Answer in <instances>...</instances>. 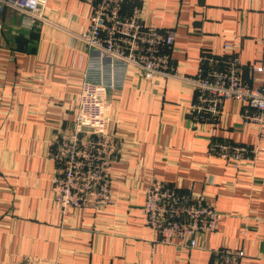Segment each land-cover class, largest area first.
<instances>
[{
  "label": "crops",
  "instance_id": "obj_1",
  "mask_svg": "<svg viewBox=\"0 0 264 264\" xmlns=\"http://www.w3.org/2000/svg\"><path fill=\"white\" fill-rule=\"evenodd\" d=\"M134 5L145 23L174 29L171 57L185 77L205 57L224 59L230 44L243 79L260 84L264 0H126L124 11ZM89 15L85 0H47L38 20L0 8V264L24 255L46 264H212L222 247L241 249L239 264H264V115L227 100L215 122L195 121L188 80L154 84L127 70L109 93L112 201L60 213L52 142L77 108L91 52L74 35ZM212 141L248 152L235 168L210 153ZM150 176L211 200L223 214L216 232L193 248L156 244L142 209Z\"/></svg>",
  "mask_w": 264,
  "mask_h": 264
},
{
  "label": "built area",
  "instance_id": "obj_2",
  "mask_svg": "<svg viewBox=\"0 0 264 264\" xmlns=\"http://www.w3.org/2000/svg\"><path fill=\"white\" fill-rule=\"evenodd\" d=\"M85 1L90 6L88 22L85 29L74 36L91 54L73 120L70 126L56 133L51 151L55 163L52 181L57 190L54 200L64 215L72 209L97 210L112 201L108 172L117 142L109 130V93L121 87L127 70H136L154 84L170 77L188 80L193 86L188 112L195 121L215 122L227 100L244 104L246 112L254 110L256 115L251 118L264 115V57L262 63L253 68L262 73L257 86L243 79V63L230 44L224 46L229 50L224 59L205 57L198 72L193 77H185L171 57L173 28L145 23L139 5L132 6L126 13V0ZM46 2L0 0V8L10 7L31 20H38ZM209 151L235 168L248 152L243 145L219 141L210 142ZM74 192L82 194L75 196ZM143 195L145 223L153 231L156 244L193 248L201 234L216 232L223 217L211 200L184 192L154 176L146 180ZM213 255L212 264H239L243 252L222 247L214 250ZM2 264L46 263L24 255L20 260Z\"/></svg>",
  "mask_w": 264,
  "mask_h": 264
},
{
  "label": "rangeland",
  "instance_id": "obj_3",
  "mask_svg": "<svg viewBox=\"0 0 264 264\" xmlns=\"http://www.w3.org/2000/svg\"><path fill=\"white\" fill-rule=\"evenodd\" d=\"M53 190H54V191H53L54 195H56V194H57V190H56V188L54 187ZM81 194H82V192H80V193H79V192H74V195H75V196H80ZM143 200H144V199H143ZM159 245H169V244H159ZM173 246H174V245H173Z\"/></svg>",
  "mask_w": 264,
  "mask_h": 264
}]
</instances>
